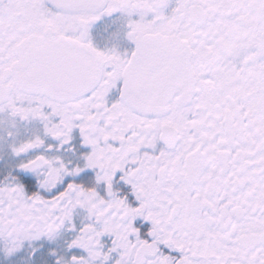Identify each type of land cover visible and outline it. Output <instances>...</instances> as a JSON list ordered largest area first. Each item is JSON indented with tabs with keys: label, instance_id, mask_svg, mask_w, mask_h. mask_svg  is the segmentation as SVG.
<instances>
[{
	"label": "snow or ice",
	"instance_id": "1",
	"mask_svg": "<svg viewBox=\"0 0 264 264\" xmlns=\"http://www.w3.org/2000/svg\"><path fill=\"white\" fill-rule=\"evenodd\" d=\"M0 264H264V0H0Z\"/></svg>",
	"mask_w": 264,
	"mask_h": 264
}]
</instances>
